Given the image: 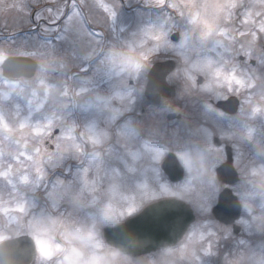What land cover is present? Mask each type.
I'll return each instance as SVG.
<instances>
[{
  "label": "snow or ice",
  "instance_id": "snow-or-ice-1",
  "mask_svg": "<svg viewBox=\"0 0 264 264\" xmlns=\"http://www.w3.org/2000/svg\"><path fill=\"white\" fill-rule=\"evenodd\" d=\"M15 10L43 42L0 44V264H264V0Z\"/></svg>",
  "mask_w": 264,
  "mask_h": 264
},
{
  "label": "rangeland",
  "instance_id": "rangeland-1",
  "mask_svg": "<svg viewBox=\"0 0 264 264\" xmlns=\"http://www.w3.org/2000/svg\"><path fill=\"white\" fill-rule=\"evenodd\" d=\"M6 3L11 4H26L28 0H6ZM29 11L21 12L19 10L10 11L8 13L0 14V44L4 43L9 37H15L17 46L27 44H35L37 35L29 36L23 32L32 20L29 18ZM131 15V14H129Z\"/></svg>",
  "mask_w": 264,
  "mask_h": 264
},
{
  "label": "flooded vegetation",
  "instance_id": "flooded-vegetation-1",
  "mask_svg": "<svg viewBox=\"0 0 264 264\" xmlns=\"http://www.w3.org/2000/svg\"><path fill=\"white\" fill-rule=\"evenodd\" d=\"M23 32L27 33V35H29V36L37 35L38 38L35 40V44L43 42L42 36L40 34V29H39L38 25L36 23H34L33 21L31 24L28 25L27 28H25V30ZM32 44H34V43H32ZM225 206H227V205H224V207Z\"/></svg>",
  "mask_w": 264,
  "mask_h": 264
},
{
  "label": "water",
  "instance_id": "water-1",
  "mask_svg": "<svg viewBox=\"0 0 264 264\" xmlns=\"http://www.w3.org/2000/svg\"><path fill=\"white\" fill-rule=\"evenodd\" d=\"M218 208L221 212H224V213H227V212H230L231 209L228 207V206H225L224 205H218Z\"/></svg>",
  "mask_w": 264,
  "mask_h": 264
}]
</instances>
